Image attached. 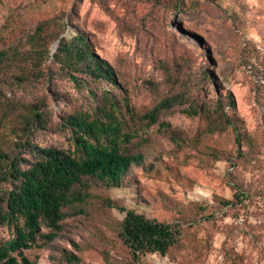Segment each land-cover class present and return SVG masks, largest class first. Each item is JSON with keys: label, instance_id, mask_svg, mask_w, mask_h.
Here are the masks:
<instances>
[{"label": "rangeland", "instance_id": "obj_1", "mask_svg": "<svg viewBox=\"0 0 264 264\" xmlns=\"http://www.w3.org/2000/svg\"><path fill=\"white\" fill-rule=\"evenodd\" d=\"M187 2L180 10L177 0H0V52L16 46L29 52L28 36L55 17L65 27L62 37L88 36L141 115L184 94L159 123L147 128L141 120L132 128L137 138L125 147L144 156L145 168L136 167L122 188L92 189L84 212L72 211L47 246L40 239L25 251L35 264H69L66 252L84 264H129L117 234L126 214L120 208L181 232L169 254H150L142 264H264V0ZM57 47H49L50 55ZM43 68L45 77L36 83H0V111L8 100L42 104L48 122L22 137L29 142L25 148H15L20 137L12 129H0V145L11 144L26 161L23 167L35 161L31 147L73 150V137L62 125L67 115H94L105 93H119L106 82L77 88L53 58ZM218 103L239 117L240 145L232 131L205 133L204 115L183 113ZM235 185L246 198L236 207L222 206L221 199L234 200ZM11 189L0 180L1 195ZM10 236L0 224V244Z\"/></svg>", "mask_w": 264, "mask_h": 264}, {"label": "trees", "instance_id": "obj_2", "mask_svg": "<svg viewBox=\"0 0 264 264\" xmlns=\"http://www.w3.org/2000/svg\"><path fill=\"white\" fill-rule=\"evenodd\" d=\"M187 0H177L176 9L187 8ZM65 33L63 23L51 18L40 23L33 34L28 36L31 50L21 52V48L0 52V83H36L45 77L43 65L53 58L57 65L77 88L90 82H106L118 89L117 94L105 93L94 115L72 113L65 118L63 128L73 137L74 149L65 151L56 147H31L35 161L23 167L26 161L16 155L11 144L0 145V180L11 183L12 189L0 194V224L6 225L11 236L0 244V264H35L25 251L39 246H47L63 229V221L72 211L80 209L91 196L94 188H122L134 178L136 167H144L146 159L142 154L129 153L125 145L137 138L132 128L146 121L147 128L159 123L160 116L171 111L184 94L166 97L152 111L141 115L127 93L126 86L119 83L113 66L94 50L84 32L71 39L62 37ZM58 42V47L50 55V46ZM171 80L174 74L166 67ZM172 81V82H173ZM20 84V85H21ZM93 94V93H92ZM96 96V94H93ZM232 111L236 104L229 103ZM43 105H22L9 101L1 105L0 129L7 133L13 130L20 137L15 148H25L29 136L36 126L47 124ZM183 113L188 116L204 115L207 127L205 133L237 134L241 144L240 119L229 114L226 106L218 103L215 107H193ZM6 133L2 135L7 138ZM6 142V141H4ZM155 165L149 166L152 171ZM234 200L221 199L224 207H236L242 203L246 194L239 185ZM125 217L119 224L118 238L127 249L130 263L142 264L150 254L166 256L180 238L177 226L168 222L149 219L135 210H125ZM44 228L49 229L43 234ZM69 264H84L83 260L71 252H66Z\"/></svg>", "mask_w": 264, "mask_h": 264}, {"label": "water", "instance_id": "obj_3", "mask_svg": "<svg viewBox=\"0 0 264 264\" xmlns=\"http://www.w3.org/2000/svg\"><path fill=\"white\" fill-rule=\"evenodd\" d=\"M57 45H55V47H56Z\"/></svg>", "mask_w": 264, "mask_h": 264}]
</instances>
